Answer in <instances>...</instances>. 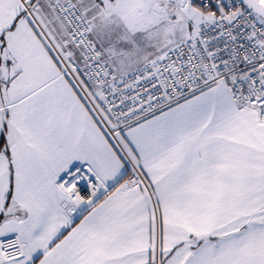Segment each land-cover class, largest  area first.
I'll return each mask as SVG.
<instances>
[{"label":"snow or ice","instance_id":"obj_1","mask_svg":"<svg viewBox=\"0 0 264 264\" xmlns=\"http://www.w3.org/2000/svg\"><path fill=\"white\" fill-rule=\"evenodd\" d=\"M0 264H264V0H0Z\"/></svg>","mask_w":264,"mask_h":264}]
</instances>
